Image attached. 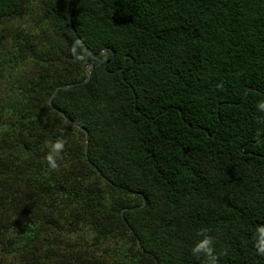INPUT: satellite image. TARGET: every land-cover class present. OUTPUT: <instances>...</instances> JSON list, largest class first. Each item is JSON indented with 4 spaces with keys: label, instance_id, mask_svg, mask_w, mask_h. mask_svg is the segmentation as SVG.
<instances>
[{
    "label": "trees",
    "instance_id": "16d2710c",
    "mask_svg": "<svg viewBox=\"0 0 264 264\" xmlns=\"http://www.w3.org/2000/svg\"><path fill=\"white\" fill-rule=\"evenodd\" d=\"M259 103L264 0H0V259L264 264Z\"/></svg>",
    "mask_w": 264,
    "mask_h": 264
},
{
    "label": "clouds",
    "instance_id": "9594fccd",
    "mask_svg": "<svg viewBox=\"0 0 264 264\" xmlns=\"http://www.w3.org/2000/svg\"><path fill=\"white\" fill-rule=\"evenodd\" d=\"M73 53L75 54L76 52V48L74 47L72 49ZM78 59H83V56H78ZM256 108L258 111L260 112H264V103H259L256 105ZM64 144L63 142H58L55 144L54 148L56 152H60L63 150ZM47 162L50 168L55 169L57 167V163L56 160L53 156L49 155L47 157ZM200 235L204 236V239H202L199 243L196 244V246L192 249V253L193 255H200L201 253L205 254L206 256H208L209 258H211L212 260L215 259V257L213 256V248H212V244L213 241L210 237L206 236L205 233L202 231L201 233H199ZM260 235L262 238H264V229H260ZM259 251L261 254H264V246L259 248Z\"/></svg>",
    "mask_w": 264,
    "mask_h": 264
},
{
    "label": "rangeland",
    "instance_id": "374dc122",
    "mask_svg": "<svg viewBox=\"0 0 264 264\" xmlns=\"http://www.w3.org/2000/svg\"><path fill=\"white\" fill-rule=\"evenodd\" d=\"M32 14L20 16L15 20L8 22L3 26V31L9 33L12 37L18 38L25 34H30L36 31L33 25ZM8 35V34H7ZM2 257V255H0ZM12 255L7 254L6 257L0 259V264H16Z\"/></svg>",
    "mask_w": 264,
    "mask_h": 264
},
{
    "label": "water",
    "instance_id": "95a60500",
    "mask_svg": "<svg viewBox=\"0 0 264 264\" xmlns=\"http://www.w3.org/2000/svg\"><path fill=\"white\" fill-rule=\"evenodd\" d=\"M72 10H73V4H72ZM69 22H70V25H71V27H72V30L74 31V33H76V30H75V27H74V25H73V22H72L71 16H70V18H69ZM93 57H97V55H96V54H93ZM56 92H57V90L54 92L52 98L55 96V93H56ZM52 98L50 99V104H52Z\"/></svg>",
    "mask_w": 264,
    "mask_h": 264
}]
</instances>
